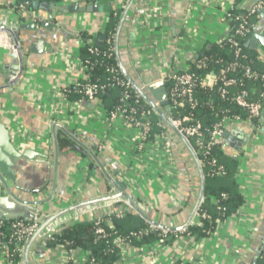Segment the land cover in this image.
<instances>
[{
    "label": "crops",
    "instance_id": "crops-1",
    "mask_svg": "<svg viewBox=\"0 0 264 264\" xmlns=\"http://www.w3.org/2000/svg\"><path fill=\"white\" fill-rule=\"evenodd\" d=\"M87 1L41 0L50 3L49 14L32 6L18 13L16 0H0V31L6 33L7 45L0 46L1 123L9 130L16 151L47 157L21 160L16 169L20 181L12 184L11 190L24 201L40 202L36 206L40 217H48L77 203L116 193L108 177L119 179L128 184L139 207L151 219L165 227H180L190 216L200 180L197 166L178 138L158 119L167 148L145 151L137 157L133 130L122 119L116 126L108 123V110L116 97L113 93L92 102L64 93L86 78L81 37L98 43L110 11L115 7L122 14L129 0ZM256 1L133 0L119 35V52L140 87L156 84L176 61L188 64L227 37L232 28L225 21L227 13H245ZM76 4L96 5L98 11H70ZM258 24L255 14L252 33ZM251 37L245 42L247 52L264 66V47L253 44ZM151 99L159 105L156 97ZM224 133L219 154L221 161L235 169L237 191L244 201L240 208L221 221L215 220L216 229L205 238L195 240L179 231L168 232L170 238L163 242L156 236L152 241L118 249L115 264L255 262L264 247V115L260 122L243 118L227 123ZM0 193H5L3 186ZM121 206L129 213L122 200H115L70 212L56 223L86 212L104 218ZM132 216L136 224L141 219ZM176 233L177 238H173ZM45 236L42 232L31 245L30 264H67L63 249L49 248ZM83 251L70 264H80ZM21 262L24 264L23 256ZM0 264H4L1 258Z\"/></svg>",
    "mask_w": 264,
    "mask_h": 264
},
{
    "label": "built area",
    "instance_id": "built-area-1",
    "mask_svg": "<svg viewBox=\"0 0 264 264\" xmlns=\"http://www.w3.org/2000/svg\"><path fill=\"white\" fill-rule=\"evenodd\" d=\"M28 5L29 2L27 1L19 4L17 12H23ZM263 8L264 0H257L253 7L245 13L235 16L229 13L226 14L225 21L234 23V25L228 36L217 41L216 45L219 48H226L231 55V59L225 63L224 67L219 70L217 75L208 73L202 79L196 75L195 70H205L212 59L211 57H199L188 64L178 63L176 61L173 67H169L162 79L164 83L168 84L167 99L171 109L169 119L190 144L198 159L200 168L208 167L210 169L209 175L211 177H224L226 175L224 165L213 155L214 150L220 145V139L224 134L225 125L230 122L236 123L242 121L243 118L239 115L230 117L224 114L217 123L211 126V128H205L200 120L195 118L193 113L197 106L195 93L199 87L211 88L217 85L220 97L224 99L232 95L230 97L232 103L244 112V118L260 122L261 117L264 115V104L262 102L264 99V69L257 70L252 66L253 62L245 52L244 43L252 34V17L255 16L257 11ZM5 38L6 33L0 31V46L7 47ZM114 39V35H109L107 38L105 37L104 40L108 50L105 54H102L104 57L110 58L112 52L114 53ZM87 53L90 55H101L100 51L92 45L88 46ZM215 63L221 64L223 60H215ZM91 67L92 63L88 59L83 60L82 70L84 72L91 69ZM106 72L110 75V78L108 82L103 85H98L90 81L86 83H75L74 89L81 96V100L84 99L88 102L95 101L98 93L104 91L106 88H118L122 90L118 104L107 114L108 123L116 126L115 123H117V120L122 119L124 123L130 127V130H133L136 147L134 151L137 152V157H140V154L145 151L154 153L158 148L161 150L165 147L167 148V144H165L166 135L165 133L163 134L164 127L158 123L155 124L162 132L152 137V117L154 112L144 101L143 103H139V95L133 91L130 83L122 77L118 65H107ZM228 74H231V76ZM143 88H145V86ZM131 90L133 91L132 95H130ZM64 93L67 94V91L65 90ZM254 95L256 97H253ZM133 97L135 98V103L132 105L129 99ZM211 103L212 101L209 100L206 106L212 110ZM156 138H158V140L154 142L153 139L156 140ZM1 186L2 184L0 183V187ZM226 198V194L220 196L221 201H224ZM202 202L203 198L200 201L190 225H197L203 220L212 219L208 212L200 209ZM212 203L218 205L219 201L212 199ZM217 209H220V206H217ZM114 215L116 218L123 217V214L118 211ZM46 217L36 215L35 218L30 220H13L11 222L8 243L14 245L15 252L21 255V257L23 256L25 244ZM70 221L72 220H65L56 225H50L43 232L51 238L52 235L59 233L63 223H68ZM218 221L219 220H217V222ZM156 231H159L157 236L160 242L170 238L167 231L152 225L131 231L127 235H122L116 231L111 219H107L105 223H102L100 219L93 220V234L95 239L110 240V244L117 249H122L127 246L131 247L135 245L136 242L142 241L145 237ZM178 233L186 237L190 236L187 232V227L181 229ZM209 234L211 233H208V235ZM177 236L178 234L176 233L173 235V238H177ZM1 244L0 241V245ZM69 246V243L59 246L65 252L67 264H70L72 258L81 251L79 248H70ZM82 253L84 257L80 264H98L90 257L88 252L83 251ZM5 255V252H2V260H4ZM258 259L264 260V247ZM20 264L23 263L20 262ZM253 264L258 263L254 262Z\"/></svg>",
    "mask_w": 264,
    "mask_h": 264
},
{
    "label": "trees",
    "instance_id": "trees-1",
    "mask_svg": "<svg viewBox=\"0 0 264 264\" xmlns=\"http://www.w3.org/2000/svg\"><path fill=\"white\" fill-rule=\"evenodd\" d=\"M29 2V5L25 7L24 11L29 9L34 0H16L17 7L19 4L23 2ZM52 2H59L60 0H50ZM16 7V9H17ZM18 10V9H17ZM121 11L118 8L112 9L106 20V29L104 30V36L107 38L109 35H115L116 29L118 26L119 18ZM234 23H231V27H233ZM83 45L81 46V50L84 54V59H88L92 63L91 69L86 71V78L84 80H80V83H86L88 81L103 85L108 82L110 75L106 72L107 65H117L115 53L112 52L110 58L104 57L102 54H105L108 50L107 45L105 44V40L101 43L91 42L85 35L81 37ZM92 45L96 47L101 55H90L87 53L88 46ZM244 49L246 54L252 60V66L257 70H263L264 66L258 63L255 56L249 54L247 52V48L244 43ZM119 57L122 62V65L127 70V72H131L132 69L126 67L124 63V58L122 54L119 52ZM201 57H211V61L209 62L207 68L205 70H195L196 75H198L201 79L204 78L208 73H213L217 75L219 70L224 67L225 63L231 59V55L226 48H219L217 45H213L210 49L206 50L205 54ZM222 59L223 63L216 64L215 60ZM130 74V73H129ZM231 76V74H228ZM130 76L135 81V77L131 73ZM238 76V75H236ZM122 77L123 74H122ZM137 82V81H136ZM168 88V84L165 85ZM67 95L72 94L77 95L81 98V96L76 92L73 87H69L66 89ZM134 91V90H133ZM131 90L130 95L133 94ZM115 93V100L112 106L109 108L108 112L114 109L118 104V100L120 95L122 94V90L118 88L109 89L106 88L104 91H100L97 95V98L104 99L109 94ZM229 95V98L222 99L218 94L217 85L208 88V87H199L195 93V99L197 101V106L193 111L195 118L200 120L202 125L205 128H211L212 125L217 123L224 114L228 116L239 115L244 118V112L236 107ZM253 97H256L255 95ZM211 100L212 110L206 106V103ZM132 105L135 103V98L129 99ZM264 104V99L262 100ZM139 103H143L142 99L139 98ZM158 123V117L154 114L152 117L153 130L151 132L152 135L161 133V129L155 126ZM219 147L216 148L213 152L219 162L222 163L226 169V175L224 177H211L209 175V168L203 167L202 173L204 176V194H203V202L200 205V209L208 212L212 219L211 220H203L200 224L190 225L187 227V232L189 235L195 240L207 237L208 233L213 232L216 229V221L215 220H223L230 214L236 212L238 208L243 204V197L237 191V185L234 178L235 169L233 166L228 165L221 161V156L219 154ZM232 163V162H231ZM222 194H226L227 198L223 201L220 200V196ZM212 199H216L219 201L218 205H214L212 203ZM217 206H220V209H217ZM224 209V210H222ZM124 213V212H123ZM122 213V214H123ZM124 218H116L115 215H109L100 220L102 223H105L107 219H111L116 231L119 234L127 235L131 231H135L138 229H142L144 227L149 226L142 219H139L137 224L134 222V217L130 215L128 212L124 213ZM11 221H0V258L2 252H5L4 264H20L22 257L17 252H15V247L12 243H8V236L10 234V225ZM157 233L156 231L147 237H145L142 242H148L156 239ZM110 240H96L93 234V221L92 222H81L74 226L63 227L62 230L51 236L50 239H47V246L49 248H54L56 246L65 245L66 243L70 244V248H79L90 254V257L94 259V261L98 264H115L119 258V252L117 248H114L110 244ZM137 242L135 244H138ZM2 259V258H1ZM258 264H264V260H259L258 258L255 260Z\"/></svg>",
    "mask_w": 264,
    "mask_h": 264
},
{
    "label": "water",
    "instance_id": "water-1",
    "mask_svg": "<svg viewBox=\"0 0 264 264\" xmlns=\"http://www.w3.org/2000/svg\"><path fill=\"white\" fill-rule=\"evenodd\" d=\"M48 1V0H47ZM96 0H88L87 2H94ZM133 0H129L126 8L124 9L123 13L121 14L118 22V26L115 33V39H114V53L116 62L118 65V68L120 69L121 73L123 74L124 78L130 83L132 89L139 95V97L155 112L158 119L163 122L167 128L172 132L173 135H175L178 140L184 145V147L188 150L189 154L191 155V158L195 165L197 166L198 173H199V191L198 195L196 197V201L194 203V206L192 207L190 216L188 220L180 227L177 228H170L165 227L162 224L154 221L151 219L142 209L139 207L137 201L134 199L133 192L129 188L128 184L122 183L119 181V179L112 180L108 177L110 185L114 188L116 193L107 195L104 197H99L93 200L83 201L80 203H77L75 205H72L66 209H63L61 211H58L54 214H51L50 216L46 217L38 229L35 231V233L30 237V239L27 241L24 247L23 251V261L24 264H30L29 262V250L33 242L39 237L43 231H45L46 228H48L50 225L57 224L56 221L58 219H61L66 214L81 210V209H88L95 205L98 206L99 204H107L109 202H113L115 200H122L125 204L126 211H129L134 216L140 217L145 223L148 225H152L156 228L165 230L167 232H178L183 228H186L191 219L193 218L200 201L203 198L204 194V176L202 173V169L199 166L198 159L196 155L194 154L190 144L187 142V140L179 133L177 128L172 124V122L169 119V116L171 114V109L169 106V102L167 99V89L165 86L164 81L162 79L156 83V84H148L145 86V88L140 87L139 84L133 80V78L130 76V74L127 72V70L122 65V62L119 57V35L121 32V28L124 24V20L126 18L127 12L130 9V6L132 5ZM49 2H41V0H36L32 2V7L34 10L40 9L46 13L51 14L52 11H50ZM70 11H81V12H97L98 6L96 5H85L84 7H79L78 4L72 6L69 8ZM256 15L259 19V24L257 26H254L251 42L258 46V44L262 45L264 47V8L257 11ZM49 21L51 20V17L48 16L47 18ZM35 25L31 26L34 27ZM49 27H51L48 24ZM25 28H28L25 27ZM131 38L134 39V35L131 34ZM104 36H99L98 38V44H101L104 41ZM11 43L14 44L15 40L11 39ZM18 68V67H13ZM11 68V70H14ZM151 97H149V95ZM156 97L159 101V105L155 103L151 98ZM69 139L71 141H76L75 137L73 135L67 134ZM226 137V133L222 135V138L220 139V144L222 145V140ZM77 143V141H76ZM87 151V150H86ZM55 155H57V146L55 144V151H53ZM88 153L92 156L94 161L97 163V157L92 153ZM44 159L47 160L46 156L36 154L32 151H25V152H18L14 149L10 137L9 130L5 127L3 123H1V117H0V183L4 187L5 193H0V221H15V220H30L36 217V215H39V211L36 208L37 205L40 204V202H29L24 201L20 199L18 196H16L12 190L11 185L12 184H18L17 181H20V179H17L16 175V169L19 162L23 159L37 161V159ZM52 164V163H51ZM44 170V169H43ZM42 171V170H40ZM22 187V185H21ZM25 188H20L21 191H24ZM28 190V189H27ZM26 190V191H27ZM43 190V189H42ZM29 191V190H28ZM124 207L121 206L118 209V212L123 213ZM102 217L96 216L94 213H85L84 215L78 216L76 215L75 219L68 223H63L59 232L62 230L63 227L67 226H74L81 222H92L93 220L101 219ZM50 236L46 235L45 239H49ZM43 247L46 246V242H43Z\"/></svg>",
    "mask_w": 264,
    "mask_h": 264
},
{
    "label": "flooded vegetation",
    "instance_id": "flooded-vegetation-1",
    "mask_svg": "<svg viewBox=\"0 0 264 264\" xmlns=\"http://www.w3.org/2000/svg\"><path fill=\"white\" fill-rule=\"evenodd\" d=\"M80 44H81V46L83 45V42H82V40L80 41ZM74 88V87H73Z\"/></svg>",
    "mask_w": 264,
    "mask_h": 264
},
{
    "label": "rangeland",
    "instance_id": "rangeland-1",
    "mask_svg": "<svg viewBox=\"0 0 264 264\" xmlns=\"http://www.w3.org/2000/svg\"><path fill=\"white\" fill-rule=\"evenodd\" d=\"M113 94H115V93H113Z\"/></svg>",
    "mask_w": 264,
    "mask_h": 264
}]
</instances>
